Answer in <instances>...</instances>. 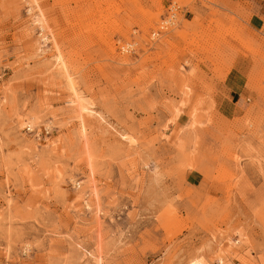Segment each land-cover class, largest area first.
<instances>
[{
	"label": "rangeland",
	"instance_id": "374dc122",
	"mask_svg": "<svg viewBox=\"0 0 264 264\" xmlns=\"http://www.w3.org/2000/svg\"><path fill=\"white\" fill-rule=\"evenodd\" d=\"M0 264H264V0H0Z\"/></svg>",
	"mask_w": 264,
	"mask_h": 264
},
{
	"label": "bare ground",
	"instance_id": "6f19581e",
	"mask_svg": "<svg viewBox=\"0 0 264 264\" xmlns=\"http://www.w3.org/2000/svg\"><path fill=\"white\" fill-rule=\"evenodd\" d=\"M131 46L128 45L127 47L125 46V50H127L128 48H130ZM40 49V48H39ZM84 98V97H83ZM84 100V99H83ZM81 98H76V101L74 102V107L77 109V111L79 112V114L81 115H89L92 112L88 109V106L86 105V103L83 101ZM73 101V100H72ZM73 103V102H72ZM90 116V115H89ZM30 127V126H29ZM127 143H133L132 140H127ZM230 245V244H229ZM231 248V247H230Z\"/></svg>",
	"mask_w": 264,
	"mask_h": 264
},
{
	"label": "built area",
	"instance_id": "2783aa9c",
	"mask_svg": "<svg viewBox=\"0 0 264 264\" xmlns=\"http://www.w3.org/2000/svg\"><path fill=\"white\" fill-rule=\"evenodd\" d=\"M173 19V15H170L169 17H167L166 21H164V24H168L171 20Z\"/></svg>",
	"mask_w": 264,
	"mask_h": 264
},
{
	"label": "crops",
	"instance_id": "0c3cea01",
	"mask_svg": "<svg viewBox=\"0 0 264 264\" xmlns=\"http://www.w3.org/2000/svg\"><path fill=\"white\" fill-rule=\"evenodd\" d=\"M255 27H257L256 25H255ZM254 28V27H253ZM252 29V28H251ZM190 179L193 181L194 179H195V176L194 175H192V177H190Z\"/></svg>",
	"mask_w": 264,
	"mask_h": 264
}]
</instances>
